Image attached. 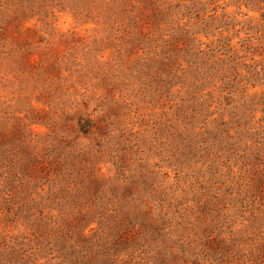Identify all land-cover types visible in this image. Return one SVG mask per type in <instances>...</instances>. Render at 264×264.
<instances>
[{
    "label": "rangeland",
    "instance_id": "374dc122",
    "mask_svg": "<svg viewBox=\"0 0 264 264\" xmlns=\"http://www.w3.org/2000/svg\"><path fill=\"white\" fill-rule=\"evenodd\" d=\"M0 264H264V0H0Z\"/></svg>",
    "mask_w": 264,
    "mask_h": 264
}]
</instances>
